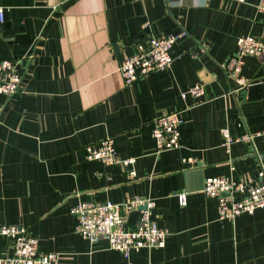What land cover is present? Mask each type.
Here are the masks:
<instances>
[{
  "label": "crops",
  "instance_id": "0c3cea01",
  "mask_svg": "<svg viewBox=\"0 0 264 264\" xmlns=\"http://www.w3.org/2000/svg\"><path fill=\"white\" fill-rule=\"evenodd\" d=\"M259 1L0 0V61L17 62L22 75L16 95H0V227L25 228L41 251L59 255L56 264H264V209L219 220L217 200L201 192L206 177L257 181L264 158V56L243 57L246 87L226 69L237 37L264 40ZM167 35L176 36L171 65L125 85L120 62ZM195 83L206 97H182ZM176 110L180 147L157 153L151 123ZM224 128L260 134L226 151ZM105 138L120 159H133V179L85 159ZM137 196L154 200L163 248L125 258L76 232L69 211L79 200ZM11 254L0 235V257Z\"/></svg>",
  "mask_w": 264,
  "mask_h": 264
},
{
  "label": "built area",
  "instance_id": "2783aa9c",
  "mask_svg": "<svg viewBox=\"0 0 264 264\" xmlns=\"http://www.w3.org/2000/svg\"><path fill=\"white\" fill-rule=\"evenodd\" d=\"M139 1V0H135ZM181 0H167L169 6L180 3ZM244 2V0H237ZM258 11L264 13V0H260ZM3 17V8L0 7V19ZM176 36L167 35L149 37L147 45L137 44L136 52L122 60L118 72L125 85L147 76L156 71L167 69L173 57L170 49ZM237 54L232 56L227 65L228 77L233 79L238 86L246 87L251 81H246L240 76L243 57L264 56V40L251 35H242L235 41ZM22 75L18 70V63L0 61V95L13 96L20 91ZM264 84V77L260 80ZM191 96L196 101L203 100L205 89L201 83L189 87L182 97ZM3 106L0 104V116ZM181 111L161 112L151 123V136L155 141L156 152L167 151L180 147L179 127L182 124ZM222 146L226 151L232 144L238 142L252 145L254 138L260 133L249 132L235 136L227 128L221 130ZM258 158L256 172L257 181L244 184L231 177L217 176L206 177L201 189L205 197L217 200L218 219H234L240 214H252L257 209H264V158ZM85 159L95 160L104 166L118 165L126 172L128 179H133L135 171L131 168L133 159H120L115 151L111 138H105L98 143L85 148ZM180 205L185 204L184 195H180ZM155 202L150 198L131 197L120 203L111 201L79 200L70 208V214L76 218V232L89 243L100 240L106 241L108 247L118 251L123 257L128 258L132 252L140 249L163 248L168 235L167 231L160 228L152 218ZM136 212L137 219L129 223V213ZM0 235L7 237L12 244V254L0 257V264H56L59 255L53 252H44L39 249L38 240L30 235L23 227L16 225H3Z\"/></svg>",
  "mask_w": 264,
  "mask_h": 264
},
{
  "label": "water",
  "instance_id": "95a60500",
  "mask_svg": "<svg viewBox=\"0 0 264 264\" xmlns=\"http://www.w3.org/2000/svg\"><path fill=\"white\" fill-rule=\"evenodd\" d=\"M196 174H198V173L196 172V173H194L193 175H196ZM201 183H202V180H201ZM202 186H203V183H202ZM202 186H201V189H202Z\"/></svg>",
  "mask_w": 264,
  "mask_h": 264
}]
</instances>
